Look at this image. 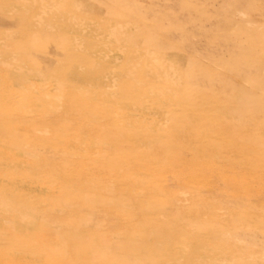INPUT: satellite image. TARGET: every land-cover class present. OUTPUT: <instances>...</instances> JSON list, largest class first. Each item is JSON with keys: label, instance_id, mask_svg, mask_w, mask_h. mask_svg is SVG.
Returning <instances> with one entry per match:
<instances>
[{"label": "rangeland", "instance_id": "rangeland-1", "mask_svg": "<svg viewBox=\"0 0 264 264\" xmlns=\"http://www.w3.org/2000/svg\"><path fill=\"white\" fill-rule=\"evenodd\" d=\"M0 264H264V0H0Z\"/></svg>", "mask_w": 264, "mask_h": 264}]
</instances>
